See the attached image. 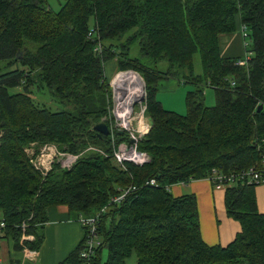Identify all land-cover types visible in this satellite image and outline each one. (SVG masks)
<instances>
[{
	"label": "trees",
	"instance_id": "trees-1",
	"mask_svg": "<svg viewBox=\"0 0 264 264\" xmlns=\"http://www.w3.org/2000/svg\"><path fill=\"white\" fill-rule=\"evenodd\" d=\"M239 27H246L250 54L243 65L238 61L245 55L224 57L220 45L222 34ZM135 44L139 54L131 56ZM112 59L118 70L146 79L153 126L138 147L151 160L123 169L90 152L70 170L57 165L43 177L25 152L32 143H56L72 154L94 145L111 154L113 135L116 143L126 139L110 122L105 64ZM161 62L166 70L157 68ZM170 76L195 85L185 114L157 98L159 79ZM207 88L215 90L213 106L206 103ZM101 122L109 135L96 129ZM263 160L264 0H66L58 11L46 0H0V221L16 247L19 225L28 221L36 239L24 245L40 250L47 207L66 205L79 217L99 215L97 264H127L133 255L137 264H264L257 185L224 181L227 213L241 224L227 246L204 241L194 194L174 196L168 189L201 178L215 185L214 172L238 175ZM129 186L134 189L120 203H110ZM84 239L85 229L59 264H81Z\"/></svg>",
	"mask_w": 264,
	"mask_h": 264
},
{
	"label": "crops",
	"instance_id": "crops-1",
	"mask_svg": "<svg viewBox=\"0 0 264 264\" xmlns=\"http://www.w3.org/2000/svg\"><path fill=\"white\" fill-rule=\"evenodd\" d=\"M224 57L245 55V42L241 28L234 33L220 36ZM115 73L118 71L117 61ZM174 196L194 194L197 199L201 234L209 245L227 246L241 231L238 220L230 217L225 204L226 186H217L209 178L193 179L187 183H176L169 187ZM259 211L264 214V185L255 186ZM48 221L45 224L44 242L40 250L27 248L22 241L15 246L11 236L0 235V264H59L81 242L84 229L79 222L71 221L66 205L47 207Z\"/></svg>",
	"mask_w": 264,
	"mask_h": 264
},
{
	"label": "built area",
	"instance_id": "built-area-1",
	"mask_svg": "<svg viewBox=\"0 0 264 264\" xmlns=\"http://www.w3.org/2000/svg\"><path fill=\"white\" fill-rule=\"evenodd\" d=\"M246 31V27H241L243 36L247 35ZM93 33L94 30L90 32V35ZM99 48H101V46L97 47V49ZM245 56V59H239L238 64H245L250 54L247 53ZM110 85L112 90L110 113L112 115L114 114L116 117L113 121L114 128L118 129L121 133H125L126 139L116 143V138L113 135V143L116 146L111 154L96 146L89 148L92 150L83 151L79 154L59 152L61 155L59 161L64 167H67L66 164L68 161H71V166L67 167L71 168L84 153L88 152H96L106 157H111L114 162L123 169H125L127 163L143 166L151 160L147 152L138 149L139 142L152 127L151 119L147 113L146 81L138 72L133 70H119L110 81ZM44 149H54L56 151L54 146L46 145L38 159L34 162L38 168H44V166L41 165L44 161L40 162ZM53 161L54 159H50V164H52ZM237 178L246 179L249 183L255 185H264V160L260 164L253 165L247 170L241 171L238 175L230 174L228 176L217 172H214L213 175V181H215L217 186H226L224 181L233 182ZM149 183L156 185V180L152 179ZM133 189V186L123 189L118 195L111 198L110 203H120ZM102 211H106V208ZM98 219L99 215H80L79 217V221L85 229V239L79 254L81 264H97L95 260L96 253L98 248L102 245V238L98 230ZM5 227L6 222L2 219L0 221V235L4 234ZM27 239L31 238H22L21 241L23 242ZM26 247L30 248L28 246Z\"/></svg>",
	"mask_w": 264,
	"mask_h": 264
},
{
	"label": "rangeland",
	"instance_id": "rangeland-1",
	"mask_svg": "<svg viewBox=\"0 0 264 264\" xmlns=\"http://www.w3.org/2000/svg\"><path fill=\"white\" fill-rule=\"evenodd\" d=\"M46 1L49 4L50 8L54 11L60 10L62 5L66 2V0H46ZM138 49H139V46L137 44L133 45L132 49H131V56H137L139 54ZM193 62H194L195 73H198V74L202 73L203 72V65L201 62L200 55L198 53L194 56ZM115 64H116V59L109 60L105 64V74L110 79L113 76V74L115 73V69H114ZM168 66L169 65L167 62H161L157 68L160 70H166L168 68ZM133 71L137 72L136 70H133ZM144 80L146 81L145 78H144ZM157 84H158L157 98H158V100H160L162 102V104L165 106V108H167L168 110L176 111L180 114H185L187 112L186 94L188 91L193 90L195 88V85L187 82L182 77H174V76L162 77L159 79ZM146 91H147V83H146ZM205 93H206L207 105H209V106L215 105V103H216L215 90L207 88L205 90ZM33 97L38 101H40V100L41 101H48L47 103H49V105L53 106V108H57L55 103H53L49 99L41 97L37 93L33 94ZM147 103H148V99H147ZM110 115H111V121L110 122L113 123V121H114V119H116V117L114 114H113L114 116L111 113H110ZM112 126L114 127V123L112 124ZM152 126H153V123H152ZM151 129H152V127L146 133L145 136H147L150 133ZM46 145L54 146L56 148V151L54 149H50V150L44 149L43 156L40 160V162L44 161V163L41 164L42 166H44V168H42V167L38 168L34 162L36 161V159H38V157L42 153L43 148ZM93 146L94 145H89L83 151L92 150L89 148L93 147ZM98 148H101V147H98ZM138 149H139V147H138ZM83 151H81V152H83ZM25 152H26V154L30 160V163L33 165V167L36 170H38L41 173V175L43 177H46L49 174V172L51 170H53L57 165H59L62 169L70 170L71 168L74 167V165L77 162L76 161L71 168H67V167L71 166V161H68V163L66 164L67 167H64L61 164V162L59 161L61 159V155L59 154V152H62V153H71V152L66 151L64 149H61L56 143H47V144H44L40 147L37 146V143L36 144L32 143L25 148ZM88 153H90V152H88ZM84 154H86V153H84ZM50 159H54L52 164H50ZM70 216H71V221H74L77 223L80 222L78 215L76 216L74 213H70ZM32 218H33V215L30 216V220ZM29 225H30V223H28V221H24L19 225L20 229L22 230L21 238H31V239H27V241L34 242L36 239V236L31 231H29L30 230ZM43 231L45 233V226H44ZM102 257H103V261L106 260V258H107V250L106 249H104V251L102 253ZM127 264H137L136 256L133 255L130 258H128Z\"/></svg>",
	"mask_w": 264,
	"mask_h": 264
},
{
	"label": "water",
	"instance_id": "water-1",
	"mask_svg": "<svg viewBox=\"0 0 264 264\" xmlns=\"http://www.w3.org/2000/svg\"><path fill=\"white\" fill-rule=\"evenodd\" d=\"M261 108V107H260ZM96 129L102 133V134H105V135H109L111 130L109 129L108 125L104 122H101L99 124L96 125Z\"/></svg>",
	"mask_w": 264,
	"mask_h": 264
}]
</instances>
